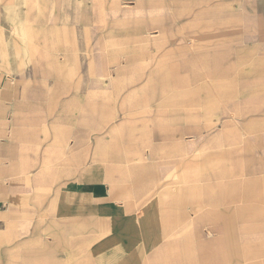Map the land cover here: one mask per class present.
<instances>
[{"label":"rangeland","instance_id":"374dc122","mask_svg":"<svg viewBox=\"0 0 264 264\" xmlns=\"http://www.w3.org/2000/svg\"><path fill=\"white\" fill-rule=\"evenodd\" d=\"M0 76L47 79L23 88L51 94L53 141L67 148L53 150V173L91 163L99 133L141 120L132 165L149 189L180 186L198 244L226 239L227 262L264 264V224H224L236 208L218 200L233 193L230 149L259 144L264 160V0H0ZM243 184L264 212L263 176Z\"/></svg>","mask_w":264,"mask_h":264},{"label":"crops","instance_id":"0c3cea01","mask_svg":"<svg viewBox=\"0 0 264 264\" xmlns=\"http://www.w3.org/2000/svg\"><path fill=\"white\" fill-rule=\"evenodd\" d=\"M27 16L36 20L34 12ZM29 36H36L34 29ZM40 81L0 76V264H232L221 249L226 239L197 243L204 239L195 232L201 227L186 224L180 186L151 190L146 169L132 165L133 157L143 160L141 120L122 119L99 133L91 163L81 162L74 173H53V150L67 148L60 137L53 141L58 133L48 109L51 94L23 88L47 85L46 78ZM244 146L228 151L233 193L218 200L236 211H223L220 218L225 224L236 217L244 228L252 220L260 227L263 210L254 209V200L238 187L257 175L264 178V160L259 144L253 152ZM239 198L246 205H238ZM191 228L193 237L186 238Z\"/></svg>","mask_w":264,"mask_h":264}]
</instances>
